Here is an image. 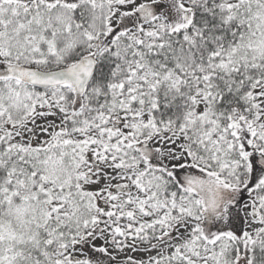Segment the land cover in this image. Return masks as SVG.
Listing matches in <instances>:
<instances>
[{"label":"snow or ice","instance_id":"6c2138e0","mask_svg":"<svg viewBox=\"0 0 264 264\" xmlns=\"http://www.w3.org/2000/svg\"><path fill=\"white\" fill-rule=\"evenodd\" d=\"M0 264H264V0H0Z\"/></svg>","mask_w":264,"mask_h":264}]
</instances>
